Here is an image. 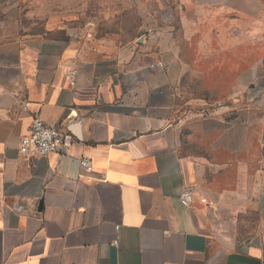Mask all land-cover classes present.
Returning a JSON list of instances; mask_svg holds the SVG:
<instances>
[{
	"label": "crops",
	"instance_id": "1",
	"mask_svg": "<svg viewBox=\"0 0 264 264\" xmlns=\"http://www.w3.org/2000/svg\"><path fill=\"white\" fill-rule=\"evenodd\" d=\"M162 4L123 43L0 0V264H264V34L249 11L223 33L221 0ZM202 73L227 92L181 112ZM36 117L64 152L20 153Z\"/></svg>",
	"mask_w": 264,
	"mask_h": 264
},
{
	"label": "rangeland",
	"instance_id": "2",
	"mask_svg": "<svg viewBox=\"0 0 264 264\" xmlns=\"http://www.w3.org/2000/svg\"><path fill=\"white\" fill-rule=\"evenodd\" d=\"M45 2L49 9L70 20L83 31L91 32L96 36L118 35L119 40L126 43L146 32L145 27L149 26L146 19L150 17L149 12L154 14L152 11L156 7L162 9V2L165 0H45ZM221 2L219 28L223 33L227 31L226 25L231 23L233 18L239 27L248 24L247 20H244L247 18L243 16L250 12L253 33L264 34V0H221ZM247 11L249 12L246 14ZM224 18L228 21L223 22ZM205 74L216 75L217 73L206 72ZM218 74L222 73L218 72ZM202 75L204 73L188 77L192 86L188 88V95L183 94L181 100H185L187 96L194 104L185 106L181 103L179 106L181 112H184L185 108L204 111L203 104H199L200 107L196 104L216 97V100H219L227 92L228 89L224 87L209 90L202 87Z\"/></svg>",
	"mask_w": 264,
	"mask_h": 264
},
{
	"label": "built area",
	"instance_id": "3",
	"mask_svg": "<svg viewBox=\"0 0 264 264\" xmlns=\"http://www.w3.org/2000/svg\"><path fill=\"white\" fill-rule=\"evenodd\" d=\"M68 145V139L64 134L62 125L50 126L36 117L26 135L21 139L20 153L25 157L48 156L50 154L64 152ZM81 168L92 172L93 167L88 157L80 160ZM198 198V194L187 189L180 195V201L185 207H192ZM203 204L213 206L214 202L205 197H200Z\"/></svg>",
	"mask_w": 264,
	"mask_h": 264
}]
</instances>
